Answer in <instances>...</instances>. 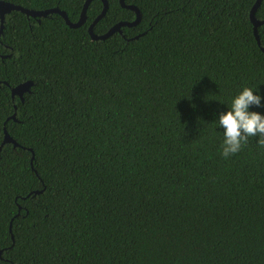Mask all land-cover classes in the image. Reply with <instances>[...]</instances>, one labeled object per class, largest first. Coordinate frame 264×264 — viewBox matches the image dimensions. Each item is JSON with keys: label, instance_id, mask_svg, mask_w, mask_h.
Masks as SVG:
<instances>
[{"label": "trees", "instance_id": "16d2710c", "mask_svg": "<svg viewBox=\"0 0 264 264\" xmlns=\"http://www.w3.org/2000/svg\"><path fill=\"white\" fill-rule=\"evenodd\" d=\"M5 1L74 22L85 0ZM106 1L95 34L135 17ZM124 2L139 21L103 39L88 33L102 0L77 27L5 14L0 264H264V148L223 157L218 123L244 87L264 115L255 0Z\"/></svg>", "mask_w": 264, "mask_h": 264}, {"label": "clouds", "instance_id": "9594fccd", "mask_svg": "<svg viewBox=\"0 0 264 264\" xmlns=\"http://www.w3.org/2000/svg\"><path fill=\"white\" fill-rule=\"evenodd\" d=\"M256 91L244 87L233 99L231 108L219 116V126L224 129L221 154L225 158L240 152L249 137H257V143L264 148V115L249 111L250 106L261 105L260 95L254 94Z\"/></svg>", "mask_w": 264, "mask_h": 264}, {"label": "water", "instance_id": "95a60500", "mask_svg": "<svg viewBox=\"0 0 264 264\" xmlns=\"http://www.w3.org/2000/svg\"><path fill=\"white\" fill-rule=\"evenodd\" d=\"M90 1L91 0H85L84 1L78 19L75 22H72L68 19L65 11L59 9L58 7H51V8H46V9L34 10V9H29V8L23 7L19 4L9 2V1L0 0V32H1L2 27H3V21H4L5 14L9 13L12 10L21 11V12L25 13L27 16H32V17H44L49 13L55 12V13L60 14L63 17L64 21L70 27L80 26L85 21V11H86V8H87ZM119 2H120L122 7L129 8L132 11H134V13H135L134 19L132 21H119V22L113 24L106 32H104L102 34H95L93 32V25L105 14V12L107 10V6H108L107 1L102 0V9H101L100 13L93 19V21L88 26V33L92 39H103V38L107 37L108 35L116 32V31L121 33V27L122 26H132V25H135L139 21L141 14H140L139 9L135 5L125 4L124 0H119ZM259 2H260V0H255L254 4L250 10V20L253 23V31H254V35H255L258 43H259V38H258V34H257V27L260 24L264 23V19H256L254 16L255 9L259 5ZM31 84H32L31 81H25L23 83H19L18 85L11 88V92H12V94L17 93V94L21 95L24 91L28 90V88ZM5 142L13 143L14 146L18 145L15 142V140L7 133L6 130H4V138H3V143H5Z\"/></svg>", "mask_w": 264, "mask_h": 264}, {"label": "flooded vegetation", "instance_id": "af4514ba", "mask_svg": "<svg viewBox=\"0 0 264 264\" xmlns=\"http://www.w3.org/2000/svg\"><path fill=\"white\" fill-rule=\"evenodd\" d=\"M85 19H86V18H85ZM74 22H75V21H74ZM83 23H84V22H83ZM83 23H82V24H83ZM82 24H81V25H82ZM88 26H89V25H88Z\"/></svg>", "mask_w": 264, "mask_h": 264}]
</instances>
